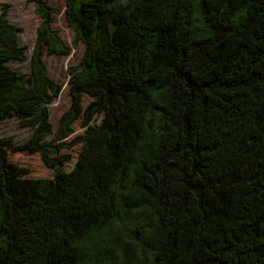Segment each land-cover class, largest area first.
<instances>
[{
  "label": "trees",
  "instance_id": "trees-1",
  "mask_svg": "<svg viewBox=\"0 0 264 264\" xmlns=\"http://www.w3.org/2000/svg\"><path fill=\"white\" fill-rule=\"evenodd\" d=\"M29 2L30 89L9 67L27 58L18 36L0 42V126L33 130L0 138V264H264V0H65L85 51L57 130L44 56L72 47L60 11Z\"/></svg>",
  "mask_w": 264,
  "mask_h": 264
},
{
  "label": "rangeland",
  "instance_id": "rangeland-1",
  "mask_svg": "<svg viewBox=\"0 0 264 264\" xmlns=\"http://www.w3.org/2000/svg\"><path fill=\"white\" fill-rule=\"evenodd\" d=\"M47 3L57 8L60 13L54 16V29L59 32L63 40L72 47V53L67 56L45 55L44 62L46 64L49 77L57 84L62 85V91L58 98L55 99L50 108V122L57 130L63 115L70 110L72 106V96L70 93L68 70L70 67L78 66L83 57L85 46L76 42L75 32L68 25L65 19V0H46ZM5 13V21L9 25L14 26L18 30L4 28L0 31V42L4 38H9L17 35L20 46L25 48L26 60L23 62H10L9 67L15 72H20L25 75L26 81L29 80L32 73V51L36 42L37 29L42 20L35 13V4L29 0H0V16ZM5 23V24H6ZM30 89L29 83H26ZM80 123L75 124L74 137L83 135L84 129L81 128ZM33 130L31 128H24L16 119H10L2 123L0 126L1 139H13L16 144L26 143L32 136ZM71 138L67 143H70ZM54 136L49 137L46 141L51 142ZM81 145L74 146L71 150L64 149L63 155H71L72 158L63 167L66 171H70L79 156ZM10 159L20 166H25L31 169L30 177L34 178H53L55 173L49 169L43 162L40 155H27L25 153H10Z\"/></svg>",
  "mask_w": 264,
  "mask_h": 264
}]
</instances>
